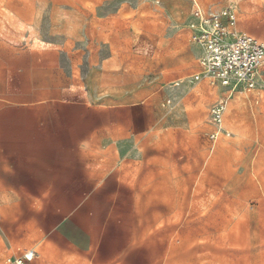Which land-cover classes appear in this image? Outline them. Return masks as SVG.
<instances>
[{
    "label": "rangeland",
    "instance_id": "374dc122",
    "mask_svg": "<svg viewBox=\"0 0 264 264\" xmlns=\"http://www.w3.org/2000/svg\"><path fill=\"white\" fill-rule=\"evenodd\" d=\"M198 1L207 13L231 8L244 33L251 3H264ZM189 7L0 0V264L14 245L39 249L57 219L38 190L10 189L18 183L1 167L74 173L80 161L131 170L132 264H264V100L230 101L231 135L209 154L208 111L223 91L191 77L201 51L189 41ZM67 192L51 191L55 213L72 202Z\"/></svg>",
    "mask_w": 264,
    "mask_h": 264
},
{
    "label": "crops",
    "instance_id": "0c3cea01",
    "mask_svg": "<svg viewBox=\"0 0 264 264\" xmlns=\"http://www.w3.org/2000/svg\"><path fill=\"white\" fill-rule=\"evenodd\" d=\"M190 7L187 13L189 23L191 20ZM245 14L244 18L249 22L248 31L241 32L237 20L236 31L264 41V3H251L250 9ZM187 30L190 41L188 25ZM261 78L264 82V66L261 69ZM236 97L244 99L249 106L253 101L257 104L264 100V94L258 91H253L248 97L237 94L230 101ZM207 124L209 126L207 133L209 154H211L218 141L227 137H221L213 144L209 139L211 126L208 123V116ZM224 128L231 135L225 124ZM76 164L79 166V171L74 173L65 169L50 170L43 166L36 171L27 172L20 171V168L19 171H15L13 166L1 167L2 172L11 175L12 182L18 183V185L10 186V189L38 190V194L33 196L34 199L41 202L50 215L57 218L48 227L43 226L40 231L42 243L39 249L34 245H14L3 257L2 264L19 248L37 250L38 259L32 264H132V256L137 257L138 249L135 248L134 241L137 235L136 227L133 228L131 224L132 215L130 213L133 208L130 205L129 195L136 186L131 178V170L123 175L120 172L98 171L97 173L89 171L90 165L83 161ZM126 166L132 167L131 162H128ZM140 170L141 167L138 173ZM19 174L25 175L26 178L19 177ZM4 180H7V177L1 178L2 182ZM53 190L68 191L65 195L73 197L72 202H63L62 210L56 213L51 202L52 197H55L51 194ZM73 190H79L78 195L70 192Z\"/></svg>",
    "mask_w": 264,
    "mask_h": 264
},
{
    "label": "built area",
    "instance_id": "2783aa9c",
    "mask_svg": "<svg viewBox=\"0 0 264 264\" xmlns=\"http://www.w3.org/2000/svg\"><path fill=\"white\" fill-rule=\"evenodd\" d=\"M190 1V41L201 51L198 58L200 70L192 79H205L223 89L222 97L208 112L209 139L214 144L221 137L230 136L223 122L230 100L237 94L248 97L253 91L264 94L261 78L264 41L238 33L235 12L231 8L212 14L207 13L197 0ZM169 103L170 100L166 99L163 105ZM38 256L33 248H19L5 259L4 264H32Z\"/></svg>",
    "mask_w": 264,
    "mask_h": 264
}]
</instances>
